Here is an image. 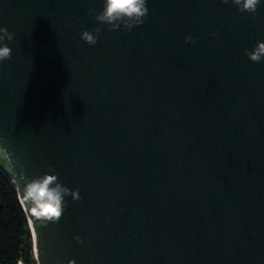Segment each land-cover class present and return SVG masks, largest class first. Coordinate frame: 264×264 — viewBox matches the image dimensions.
Wrapping results in <instances>:
<instances>
[{
	"label": "water",
	"instance_id": "1",
	"mask_svg": "<svg viewBox=\"0 0 264 264\" xmlns=\"http://www.w3.org/2000/svg\"><path fill=\"white\" fill-rule=\"evenodd\" d=\"M101 7L0 0V172L81 197L56 223L20 204L36 264H264V5L148 0L130 31Z\"/></svg>",
	"mask_w": 264,
	"mask_h": 264
},
{
	"label": "clouds",
	"instance_id": "2",
	"mask_svg": "<svg viewBox=\"0 0 264 264\" xmlns=\"http://www.w3.org/2000/svg\"><path fill=\"white\" fill-rule=\"evenodd\" d=\"M148 0H102L101 11L94 15L97 24L106 26L110 31H130L134 26L143 24L148 15ZM221 3L230 4L238 12L254 14L264 0H221ZM100 28L82 30L80 39L89 46L97 43ZM213 36L216 35L214 32ZM13 34L7 28L0 26V63L11 57L12 49L9 42L13 40ZM185 43H195L191 36H185ZM248 60L258 63L264 60V41H258L251 50H246ZM20 204L23 205L30 217L37 222H53L60 220L66 207V197L72 201L80 200L79 189H69L60 182L58 175L49 168L43 174L24 180L17 193ZM80 242V237H75ZM68 264H75L69 260Z\"/></svg>",
	"mask_w": 264,
	"mask_h": 264
},
{
	"label": "trees",
	"instance_id": "3",
	"mask_svg": "<svg viewBox=\"0 0 264 264\" xmlns=\"http://www.w3.org/2000/svg\"><path fill=\"white\" fill-rule=\"evenodd\" d=\"M0 264H36L25 213L0 172Z\"/></svg>",
	"mask_w": 264,
	"mask_h": 264
}]
</instances>
